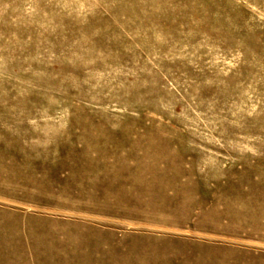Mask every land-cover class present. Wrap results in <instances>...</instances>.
Returning <instances> with one entry per match:
<instances>
[{
  "label": "rangeland",
  "instance_id": "obj_1",
  "mask_svg": "<svg viewBox=\"0 0 264 264\" xmlns=\"http://www.w3.org/2000/svg\"><path fill=\"white\" fill-rule=\"evenodd\" d=\"M0 264H264V0H0Z\"/></svg>",
  "mask_w": 264,
  "mask_h": 264
}]
</instances>
